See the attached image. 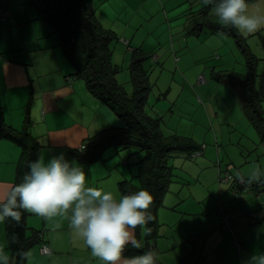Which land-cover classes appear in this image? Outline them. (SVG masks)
Masks as SVG:
<instances>
[{
    "label": "crops",
    "instance_id": "0c3cea01",
    "mask_svg": "<svg viewBox=\"0 0 264 264\" xmlns=\"http://www.w3.org/2000/svg\"><path fill=\"white\" fill-rule=\"evenodd\" d=\"M91 4L97 21L118 41L110 46L111 61L114 50L123 47L136 57L154 54L156 64L175 62V70L185 80L188 74L198 76L199 65L206 61L208 66L202 73L210 69L217 83L213 89L223 90L230 109L236 112V132L245 150H240L237 159L251 165L238 167L230 157L223 158V163L234 178H252L257 171L262 173L257 178H264V155L260 162L256 158L263 143L242 114L244 95L240 86L225 77H241L234 71L235 66L229 69L233 56L236 61L240 57L247 76L244 58L238 56L237 48H230L233 41L224 33L200 28L211 21V7H205L202 0H92ZM249 4L251 11L258 0H249ZM1 8L10 11L6 20H0V108L4 122L17 131L28 129L41 146L39 158L47 160L63 153L67 160L83 167L88 186L111 191L119 198L120 181L135 184L127 172L131 153L126 156L121 152L124 148L108 147L101 159L88 163L79 161L73 152L101 131L122 126L121 119L88 91L83 79L73 76L72 64L57 35L39 19L37 7L30 0H0ZM244 37L264 52V27ZM256 49L253 53L258 57ZM260 59L264 61V57ZM125 60L126 55L123 66ZM114 65L118 72L123 69ZM118 72L117 82L130 95L126 78L120 79ZM203 80L199 83L208 87ZM163 132H172L166 122ZM20 152L17 143L0 136V198L15 183ZM224 171L219 165L217 171L204 176L201 187L196 186L186 196H168L166 192L156 212L158 237L150 242L159 264H243L250 255L264 254V196L253 188L234 197L232 183L219 181ZM70 215L69 211L45 218L27 212V235L39 231L41 242L28 248L25 264H103L72 230ZM144 236L145 229L139 228L136 237L141 243ZM42 244L49 247L50 253L40 251ZM0 250L10 260L4 221L0 222Z\"/></svg>",
    "mask_w": 264,
    "mask_h": 264
},
{
    "label": "trees",
    "instance_id": "16d2710c",
    "mask_svg": "<svg viewBox=\"0 0 264 264\" xmlns=\"http://www.w3.org/2000/svg\"><path fill=\"white\" fill-rule=\"evenodd\" d=\"M30 2L37 7L39 19L47 23L57 35L60 45L72 64L73 76L83 79L88 91L110 107L123 123L120 127L103 130L87 139L84 148L73 152L75 157L81 162H95L101 159L103 151L108 147L133 149L143 155L137 163L138 184L124 180L118 183V188L121 195L142 188L150 191L153 201L149 211L153 220L147 225L150 231L145 230L143 247L135 249L127 246L123 256L132 257L144 251L154 253L150 242L158 237L159 223L156 212L172 180V170L167 159L172 153L178 151H187V154L196 156L198 152H201V147L191 137L175 132L165 134L164 119L150 117L145 112L144 105L149 88L147 69L143 67L146 57H136L133 52L129 65L134 86L132 94L128 95L123 86L117 82L118 68L111 61L110 48V42L115 35L97 21L91 4L92 0H30ZM201 27L224 33L235 40L244 58L247 76L241 78L238 75L226 74L225 77L235 80L240 86L244 95V114L264 145V109L262 107L264 75L260 79L261 86L259 88L256 86L258 77L256 67L261 59L250 51L247 38L241 36L234 28L212 21L201 24ZM0 136L17 143L20 147L14 185L18 184L22 182L23 175L27 171V163L39 158L41 146L26 127L17 131L7 125L3 120L1 108ZM225 171L219 176L220 182H224L221 180ZM260 179L263 181V187L259 189V192L264 190V178ZM227 182L232 183L231 191L237 198L238 196L233 192L234 177ZM21 211L22 217L19 223L11 219L4 220L7 247L11 253L9 264H25L26 256L21 254L26 253L30 246L41 242L39 231L27 235V212ZM139 228L138 226L136 231ZM138 240L140 241L139 238ZM156 264H159L157 260Z\"/></svg>",
    "mask_w": 264,
    "mask_h": 264
},
{
    "label": "clouds",
    "instance_id": "9594fccd",
    "mask_svg": "<svg viewBox=\"0 0 264 264\" xmlns=\"http://www.w3.org/2000/svg\"><path fill=\"white\" fill-rule=\"evenodd\" d=\"M202 3L241 36L264 27V0H258L251 11L249 0H202ZM260 175L257 171L252 179ZM152 201V193L143 188L117 198L111 191L88 186L83 167L61 153L27 163L22 182L0 198V222L11 219L19 223L21 210L45 218L70 211V227L103 264H156L152 251L122 259L127 246L143 247L136 229L139 226L150 231L147 225L153 220L149 211ZM0 264H9L2 250ZM243 264H264V254L250 255Z\"/></svg>",
    "mask_w": 264,
    "mask_h": 264
},
{
    "label": "rangeland",
    "instance_id": "374dc122",
    "mask_svg": "<svg viewBox=\"0 0 264 264\" xmlns=\"http://www.w3.org/2000/svg\"><path fill=\"white\" fill-rule=\"evenodd\" d=\"M209 20L214 23H222L212 14L209 16ZM222 35L233 41L234 44H230V48L235 47L239 50L235 40L231 36L226 34ZM222 40H224V37H222ZM254 40L256 41L257 39L254 38ZM117 43V39L113 38L110 42L111 48ZM247 44L250 51L253 53L256 49L255 44L251 41L247 42ZM258 50L256 49L258 58L264 57L263 50L261 48ZM240 54L239 50L238 56H240ZM124 55H126L125 66H123ZM131 58L132 55L130 52L123 47V49L117 48L114 50L112 59L113 64H117L118 67L123 66V69L121 68L118 72V76L120 79L121 77L124 80L126 78L128 82L126 84L127 90L130 94L133 93L130 71L128 70ZM172 59L174 61V58ZM235 59L236 58L233 56L231 63L232 68L229 69H234L233 67L235 66L234 71L239 73L242 78H246V73L240 66V57L238 61ZM213 61L214 60L209 61V65H211ZM155 62L154 54H151V57L146 56V60L143 63L144 69H147L149 83L144 105L145 112L151 117H162L170 128V131L179 135L191 137L201 147V152H198L199 154L196 156L187 154V151H178L172 153L167 159L168 165L172 170V180L167 195L186 196L194 190L196 186L201 187L204 176L210 175L213 170L217 171L219 165H221L223 171L227 168L223 163V158L230 157V160L235 161L238 167H250L251 163H246L245 161L240 162L237 159L239 158L240 150H245L243 148V143L240 142V136L236 132V129L239 127L238 122L234 118L236 112L230 109L227 97L222 92L223 90L216 91L213 89L217 83L215 82L216 77H212L210 69L204 74L202 73L203 69L208 66L206 61L201 62L199 65L198 69L200 72H198V76L194 78L192 75L188 74L186 76L187 80L182 78V75L175 70V62L165 64V66L156 64ZM216 71H219V69ZM256 72L258 75L256 86L259 88L261 86V76L264 75L263 60L259 62ZM198 79H201L199 82L204 79L203 82L206 81L209 86L204 87L203 84L205 83H199ZM242 114L245 116L244 113ZM263 146L257 151L258 157L256 158L259 162L263 160ZM121 152L125 153L126 156L131 153V157L129 158L131 167L130 170L127 169L128 174L130 173L128 179L133 180L135 184L138 183L137 163L139 158L143 155L128 148ZM218 153L220 154V158L218 157ZM244 154H247V152H244ZM198 176H201V179H199ZM216 181L220 183L217 177Z\"/></svg>",
    "mask_w": 264,
    "mask_h": 264
},
{
    "label": "built area",
    "instance_id": "2783aa9c",
    "mask_svg": "<svg viewBox=\"0 0 264 264\" xmlns=\"http://www.w3.org/2000/svg\"><path fill=\"white\" fill-rule=\"evenodd\" d=\"M9 14H10L9 11L6 8H1L0 9V20L1 21L6 20L7 17L9 16ZM154 58H155V56H154ZM84 147H85V145L81 146V148H84ZM232 179H233L232 174L228 168V170L225 171L221 181L227 182V181L232 180ZM234 180H235V183H234L235 189H233V192L237 196L241 192L246 193L253 188L260 189L263 187V181L259 178H256V179L246 178L245 179V178L238 177V178H234ZM260 193H262L264 195V190L261 191ZM40 251L43 254H48V253H50L51 250L49 249L48 246H46L45 244H42L40 247Z\"/></svg>",
    "mask_w": 264,
    "mask_h": 264
}]
</instances>
